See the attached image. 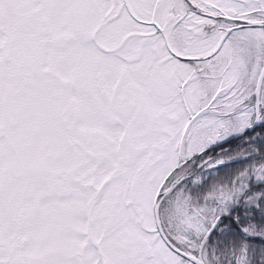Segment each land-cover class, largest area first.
<instances>
[{
  "label": "snow or ice",
  "instance_id": "1",
  "mask_svg": "<svg viewBox=\"0 0 264 264\" xmlns=\"http://www.w3.org/2000/svg\"><path fill=\"white\" fill-rule=\"evenodd\" d=\"M0 264H264V0H0Z\"/></svg>",
  "mask_w": 264,
  "mask_h": 264
},
{
  "label": "flooded vegetation",
  "instance_id": "2",
  "mask_svg": "<svg viewBox=\"0 0 264 264\" xmlns=\"http://www.w3.org/2000/svg\"><path fill=\"white\" fill-rule=\"evenodd\" d=\"M233 146L235 147V145L233 144ZM227 147H231V145H228V144H225L224 145V148L226 149ZM221 150L218 148V149H216V152L217 153H219ZM225 159H227V158H225ZM238 167H241V165H239V164H236V165H234L233 167H230V168H224V167H221V175H224L225 173H227V172H229V171H233V170H235L236 168H238Z\"/></svg>",
  "mask_w": 264,
  "mask_h": 264
},
{
  "label": "trees",
  "instance_id": "3",
  "mask_svg": "<svg viewBox=\"0 0 264 264\" xmlns=\"http://www.w3.org/2000/svg\"><path fill=\"white\" fill-rule=\"evenodd\" d=\"M239 143H240V141H233L231 147H233V149H235V147L233 146V144H234V145H237V144H239ZM227 148H229V147H227ZM227 148H226V149H227ZM232 155H233V157L236 156V152H235V150L233 151ZM234 165H236V164H232L230 167H233Z\"/></svg>",
  "mask_w": 264,
  "mask_h": 264
}]
</instances>
